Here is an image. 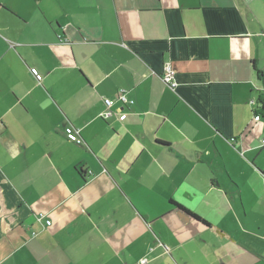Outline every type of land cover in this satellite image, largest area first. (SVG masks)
Here are the masks:
<instances>
[{"label":"crops","instance_id":"0c3cea01","mask_svg":"<svg viewBox=\"0 0 264 264\" xmlns=\"http://www.w3.org/2000/svg\"><path fill=\"white\" fill-rule=\"evenodd\" d=\"M263 140L264 0H0V264H264Z\"/></svg>","mask_w":264,"mask_h":264},{"label":"built area","instance_id":"2783aa9c","mask_svg":"<svg viewBox=\"0 0 264 264\" xmlns=\"http://www.w3.org/2000/svg\"><path fill=\"white\" fill-rule=\"evenodd\" d=\"M175 72L172 69V67L170 66V64H165L163 66L162 69V74H160V78L162 80L163 83H165L170 89L176 87V82H175V76H174ZM116 101L120 102L123 106L126 105H132L133 101L129 100V98L127 97L126 93L124 91H120L118 94V97L116 98ZM103 103L106 107V111H104L101 114V117L103 119H110L113 117V112H112V108L115 104L114 100H108V99H104ZM260 119V116H257L256 118H254L255 121H258ZM67 135L69 136H79V131L78 130H73V129H67L66 130ZM264 144V140L262 141ZM76 143H78L79 145L81 144V140L79 138L76 139ZM47 225H50L49 221L46 222ZM141 264L145 263V261H141Z\"/></svg>","mask_w":264,"mask_h":264},{"label":"trees","instance_id":"16d2710c","mask_svg":"<svg viewBox=\"0 0 264 264\" xmlns=\"http://www.w3.org/2000/svg\"><path fill=\"white\" fill-rule=\"evenodd\" d=\"M178 208H180V209H182L183 207H181V206H178ZM182 211H184V212H186V213H189V212H187V211H185V210H183L182 209ZM190 214V213H189ZM196 220H198V221H202V223H204V224H206V222L204 221V220H201L199 217H196L194 214H191Z\"/></svg>","mask_w":264,"mask_h":264}]
</instances>
